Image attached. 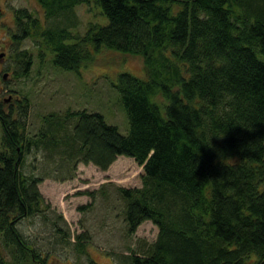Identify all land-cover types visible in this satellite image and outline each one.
<instances>
[{
    "label": "trees",
    "instance_id": "trees-1",
    "mask_svg": "<svg viewBox=\"0 0 264 264\" xmlns=\"http://www.w3.org/2000/svg\"><path fill=\"white\" fill-rule=\"evenodd\" d=\"M38 1L45 24L15 11L17 76L33 64L22 41L39 38L60 70L106 47L140 55L146 78L118 77L127 135L98 112L67 109L28 136V101L17 118L0 101V264H49L19 225L50 207L39 185L51 165L64 182L79 164L106 171L122 155L144 170L141 187L118 188L127 234L151 221L158 235L121 264H264V0H93L110 24L84 34L47 24L86 0ZM32 153L42 174L25 168ZM87 237H76L82 253Z\"/></svg>",
    "mask_w": 264,
    "mask_h": 264
},
{
    "label": "rangeland",
    "instance_id": "rangeland-1",
    "mask_svg": "<svg viewBox=\"0 0 264 264\" xmlns=\"http://www.w3.org/2000/svg\"><path fill=\"white\" fill-rule=\"evenodd\" d=\"M16 9H28L43 24L46 22L38 0H0V54L2 51L7 53L2 57L5 72L0 74L9 73L0 81L3 109L9 111L10 102H14L17 118L18 104L28 101V136L38 132L44 115L63 113L67 109L98 112L127 135L129 120L116 85L119 75L124 72L146 78L142 57L103 47L94 53L93 61L83 64L79 71H63L54 66L52 52L40 43L39 38H26L21 46L32 53L33 64L25 77L17 76L18 70L12 59L16 46L4 48L9 37L17 33L13 22ZM73 13L69 18L52 20L47 26L65 24L74 33L84 34L91 24H110L109 18L93 0L84 1ZM7 98L10 100H4ZM1 137L0 123V143ZM35 156L32 153L28 157L25 168L30 171L33 165L34 171L42 174L45 165L42 154H37L38 161L33 164ZM48 169L50 176L39 188L50 207L45 208L44 214L24 219L19 228L44 256L49 253V264H87L89 258L99 264H121L122 256L140 253L156 240L158 227L151 221H145L134 235L127 234L125 202L118 188L141 187L144 174L143 167L132 157L120 156L106 171L93 164H79L76 177L64 182L55 178L59 172L53 170L52 165ZM80 234L88 235L83 241L86 253H82L75 242Z\"/></svg>",
    "mask_w": 264,
    "mask_h": 264
},
{
    "label": "flooded vegetation",
    "instance_id": "flooded-vegetation-1",
    "mask_svg": "<svg viewBox=\"0 0 264 264\" xmlns=\"http://www.w3.org/2000/svg\"><path fill=\"white\" fill-rule=\"evenodd\" d=\"M15 11L16 10H14V17H13V22H14V24H15ZM24 41V40H23ZM23 41H22V43H23ZM6 42H7V40H6ZM17 45V40H15L14 39V36L12 37V36H10L9 37V40H8V44L7 45H5L4 46V48H7V49H10L11 47H13V46H16ZM2 54H3V56L2 57H5V54L7 55V53H5V51H2ZM1 55V54H0ZM2 57H0V73H1V71H3V63H4V58L2 59ZM12 59L13 60H15V58L12 56ZM6 70V69H5ZM3 72H5V71H3ZM5 75H9V73H4L3 75L2 74H0V81H1V77L3 78V79H5L4 78V76ZM11 98V97H10ZM10 98H9V100H10ZM6 101H7V99H5Z\"/></svg>",
    "mask_w": 264,
    "mask_h": 264
},
{
    "label": "water",
    "instance_id": "water-1",
    "mask_svg": "<svg viewBox=\"0 0 264 264\" xmlns=\"http://www.w3.org/2000/svg\"><path fill=\"white\" fill-rule=\"evenodd\" d=\"M2 56H3V54L0 55V57H2ZM4 78L6 79L7 75H5ZM7 101H9V99H7Z\"/></svg>",
    "mask_w": 264,
    "mask_h": 264
},
{
    "label": "crops",
    "instance_id": "crops-1",
    "mask_svg": "<svg viewBox=\"0 0 264 264\" xmlns=\"http://www.w3.org/2000/svg\"><path fill=\"white\" fill-rule=\"evenodd\" d=\"M116 162V161H115ZM109 170V169H108Z\"/></svg>",
    "mask_w": 264,
    "mask_h": 264
}]
</instances>
